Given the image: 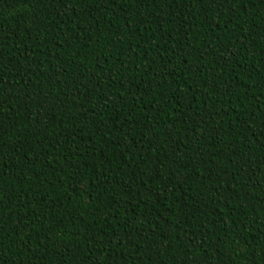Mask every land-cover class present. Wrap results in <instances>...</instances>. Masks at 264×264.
<instances>
[{
  "label": "trees",
  "instance_id": "16d2710c",
  "mask_svg": "<svg viewBox=\"0 0 264 264\" xmlns=\"http://www.w3.org/2000/svg\"><path fill=\"white\" fill-rule=\"evenodd\" d=\"M0 264H264V0H0Z\"/></svg>",
  "mask_w": 264,
  "mask_h": 264
}]
</instances>
